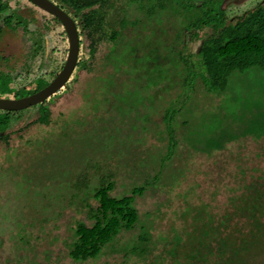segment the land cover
<instances>
[{"label":"trees","instance_id":"1","mask_svg":"<svg viewBox=\"0 0 264 264\" xmlns=\"http://www.w3.org/2000/svg\"><path fill=\"white\" fill-rule=\"evenodd\" d=\"M3 1L0 2V32L8 26L13 32L23 31L29 37L38 35L37 41L30 43L31 48H36V54L26 57L27 62L29 58L35 60L27 63L31 69L26 67L24 76L0 75V92L7 98L19 99L50 84L49 74H45L49 64V33L44 29L34 32L32 22L11 3ZM51 1L59 4L76 22L80 55L74 81L50 99L74 94L82 76L103 73L104 65L106 68L108 64L114 65L117 74L125 71L126 79L119 78L126 81V86L121 88L123 83L117 87L113 85L108 94L103 95L101 89V93L89 96H107V100L102 98L100 103L105 102L114 112L115 122L119 125L113 128L108 141L92 140L93 152L97 144H102L99 146L111 151L108 157L120 153V157L125 158L130 152L125 145L130 142L145 146L149 142L148 136L156 140L143 148L141 155L137 154L141 166L147 168L145 177L135 181L134 187L122 195L114 193L120 169H112V166L98 168L97 182L94 179L96 173L90 172L95 167L92 161H85L87 168L73 174L75 183L68 188L72 190L70 196L61 193L62 189L40 187L39 181L28 179V183L32 182L29 190L40 202L35 211L51 212L55 206L65 202L69 206L75 200L77 203V199L86 209L87 220L74 221L69 226L67 238H62L68 257L81 263L118 255L122 264H264V0L258 1L253 8L241 9V13L240 7L226 4V0H128L133 4L141 2L137 8H130L124 0ZM144 2L149 3L148 7L143 5ZM31 6L44 12L33 4ZM138 10L147 11L149 22L139 17L132 19ZM51 16L57 25L46 22V27L49 31L54 26L59 28L58 32L68 40L60 20ZM173 17H182L186 22L180 37L167 36L169 41L172 40L170 46L178 44L171 47L172 53L181 49L180 58L169 55L170 66L154 65L148 56L159 51L156 44L162 24ZM141 23H144L142 27ZM0 58L11 59L1 54ZM36 61H39L37 70ZM63 64L56 66L52 75H57ZM141 64L146 68L143 67L134 78L130 69L135 66L139 69ZM153 69L163 71L167 81L161 83L159 89L154 81L155 93H149L153 86L151 76L150 83L144 85L147 87L136 89L135 82H140L142 74L145 75L142 86L149 74L155 72ZM250 71L254 76H260L262 82L247 84L252 75ZM168 91L176 98L170 100L172 105L169 103L159 112V107L165 103L162 93ZM255 94L258 97L254 99ZM34 107L27 116H24L25 110L0 109V144L8 152L7 159L14 154L19 157V149L13 147L17 139L30 146L36 153L34 160H37L43 153L55 154L57 148L53 151L50 147L58 139L61 142L73 138L70 134L72 124L88 125L95 118L101 123L104 121L89 113L90 121L83 115L62 121L53 113L50 100ZM132 129L144 139L138 136L131 139ZM126 130L130 133L119 134ZM35 131L37 137L34 138L31 133ZM230 144L239 149L246 145L248 149L229 158L234 154ZM186 147L191 155L197 153L211 159L215 168L206 173L209 185L216 184L217 180L223 184L220 183V188L213 192L200 184L188 185L182 192L177 191L181 204L176 205L172 201L174 195L169 197L161 187L158 191L155 188L168 173L177 172L178 168L172 167L174 158L182 155L181 149ZM64 175L72 179L68 173ZM46 176L49 181L61 180L62 183L59 175ZM230 179L232 181H228ZM180 184L182 179L178 186ZM199 189H202V195L192 202ZM153 191L161 194L156 197L158 201L153 199L148 204L147 197H152ZM221 195L225 201L220 200ZM18 206L14 205L17 209L13 208L8 217L12 219L9 224L14 229L6 236H12L9 243H13L15 253L34 249V245L45 238H54V242H58L61 238L58 235L60 226L55 225L58 218H36L46 227L38 228L31 221L32 216L26 217L25 208ZM162 215L169 217L171 233L157 236L154 233L156 219ZM25 220L28 228L20 227ZM49 223L53 224L52 228ZM17 228L18 236L14 238ZM8 259L6 263L13 264H23L24 260L23 255L19 261Z\"/></svg>","mask_w":264,"mask_h":264},{"label":"rangeland","instance_id":"2","mask_svg":"<svg viewBox=\"0 0 264 264\" xmlns=\"http://www.w3.org/2000/svg\"><path fill=\"white\" fill-rule=\"evenodd\" d=\"M120 1V0H118ZM125 3L128 4L130 8H137L139 7L140 3H131L128 0H124ZM229 0L226 1V4L232 3V4H238L237 6L239 8V12L241 9H249L253 8L258 1L261 0ZM2 2V1H1ZM3 3H11V6L14 9L19 10L20 14L27 17L32 22V27L34 32H39V30H43L46 33H49L48 35V56H49V64L45 68V74L47 75L48 81L50 80V84L54 81V79L57 77V75L62 71V69L57 73V75H52L56 72V66L61 65V63H66L68 52H69V41L64 39L61 35V32L59 31V28H54L49 31V29L46 27V22L50 23L51 25H57L54 21L52 16L47 12H40L37 11L34 7L31 6V4L25 2L24 0H4ZM58 4V3H57ZM147 2H144L143 5L148 7ZM59 5V4H58ZM139 13H135V16L132 17V19L139 17L144 22H149V15L147 14L146 10H138ZM236 11V10H234ZM237 12V11H236ZM52 18V19H51ZM163 21V20H162ZM185 20L182 17H173L170 19V21L166 20V24H162V30L161 34L158 36L159 41L156 44V48L159 49V51H155L152 56H148V59L153 62L154 65H163L164 67H168L171 64V59L169 57L173 55L174 58H180L179 52L181 49L179 48L176 53H172V46H178V44L174 43L170 46V43L172 40L169 41L170 38H174L176 36L180 37L183 31V27L185 25ZM45 24V25H44ZM44 25V26H43ZM144 25V23H141V27ZM18 30V29H16ZM33 32V33H34ZM205 35V34H204ZM32 37V34L30 35ZM29 37L28 35H25L23 31H16L13 32L8 26H5V28H2L0 32V54L4 55L5 57H11V59L4 60L0 58V75L1 73L4 74L5 77H11L9 75L10 73L12 76L22 75L26 73V67L28 69H31L27 66V63L31 62V58H29L27 62V56L36 54V48H31L30 43L34 42V40L37 41L38 35L36 34L35 37ZM68 39V38H67ZM166 42H169L166 44ZM35 44V43H34ZM23 56L25 57L23 59ZM144 57V56H143ZM37 59V58H36ZM33 61V60H32ZM35 61V60H34ZM33 61V62H34ZM38 62L36 61L35 68L37 70ZM63 64V67H64ZM62 67V68H63ZM105 70L103 73L96 72L97 74H91L82 76V81H80L77 84V90L74 94H70L68 96L64 97H54L53 99H49L50 103L52 104V111L53 113L57 114L62 121L70 120L71 117H77L83 115L86 117V120L90 121V116L87 114H92L94 116L100 117L104 121L101 123L99 121H96L97 118L93 121H88V125L78 124V125H71L73 128L70 132L71 134V140L67 141H61L58 139L56 142L51 144V149L55 151L57 148V151H55V154H48V152L43 153L42 157H38L37 160L35 159L36 153L34 151H31L30 146L28 144H24L23 142H20L19 139L15 140L13 142L14 149H19V157L17 155H13L11 158L7 159V150L5 147L0 144V264H13L11 262L6 263L8 258H12L15 261H19L20 257L23 255V261L21 263L23 264H122V258L121 256L115 255L110 257H100L95 260H89L86 262H74L71 260L67 255V249L64 245L63 237L67 238V232L70 228L69 226L72 225L74 221H77V219L87 220L86 218V209L81 207V201L77 199V203L75 200V203L72 205H67V202H65L63 205H59L58 207L55 206V210L51 209V212H45L38 210L35 211L36 206L39 205V201L34 198L33 193L29 190L28 186H31L32 182H29V178L31 180L34 179V181H39L41 185L40 187H51L52 190L58 191L59 189H62L60 191L61 193H67L68 196L72 194V190L68 189L73 187V184L75 183V179L73 178V174L75 172H78L77 170L83 169V167H86L84 164L85 161H92L93 167L90 169V172L96 173L94 179L99 180V174H97V169L100 167H108L112 166L113 168L120 169L117 175L118 178V185L115 189L114 193L115 195H122L125 191H129L134 187L135 181H139L145 177V172L147 170L146 167H142L140 163V159H138L137 154L141 155V152L143 151V148H147L149 144H153L156 142L155 138L148 136L147 139L149 142H146V145H140V143L137 144V142H130L128 145H125V147H128L130 152L128 153L127 157L123 158L120 157V153L114 157H108L111 155V151H107L106 148L103 146H99L102 144H97L96 150H94V145L92 140H96L97 138L108 141L107 139H110L112 136L113 128L118 127L119 123L115 122V116L114 112L109 110V107H107V104L105 102H101L102 96L97 97H90L91 94H99L101 93V89L103 90V95L108 94V90L110 87L119 86L121 85V88L126 86V81L120 79H126L127 75H124L125 71L122 73H118L116 71V68H114V65H104ZM143 67L146 68L145 64H141L139 69L135 66L132 69H130V75L136 78V76L141 73V70ZM77 69V68H76ZM155 72H151L146 78L147 81L141 86V80H144L145 75L142 74L140 78V82L136 83V89L142 90L143 88L147 87L144 85H148L150 82H148V79L152 76L153 83L151 86V91L149 93L154 92V81L158 83L157 88L159 89L161 87V83L167 81L165 73L163 71H159L157 69H153ZM124 73V74H123ZM248 73V72H247ZM249 74H252L247 80V84L255 85L257 82H262L260 80V76H254L253 72L250 71ZM77 75V72L75 70L71 81L68 82V84L63 88V90L70 85L75 77ZM101 77V79H100ZM106 77L105 79H102ZM120 77V78H119ZM41 79L43 77H40ZM118 78V79H115ZM36 79V78H35ZM167 84V83H166ZM124 85V86H123ZM97 91H94V89H97ZM248 88V87H247ZM107 89V93L106 90ZM1 91V90H0ZM174 93H177L173 90ZM61 93V92H60ZM59 93V94H60ZM85 93V94H84ZM172 92H163V96H165V103L162 107H159V112L163 110V108L167 107V105L170 103V100L175 97V94H171ZM83 94V95H82ZM102 95V94H101ZM254 99L258 96L255 94L253 95ZM1 98H7V95H3L0 92ZM155 95L153 94L152 98H154ZM176 98V97H175ZM102 100H107V96L103 98ZM206 100H208L206 98ZM98 102V107H95V104ZM108 102V101H107ZM194 103L197 104L196 100H193ZM93 103L94 106H93ZM109 103V102H108ZM170 103V105H172ZM204 104L201 102V105ZM190 106V105H189ZM188 106V107H189ZM240 106V105H239ZM192 107V106H191ZM195 107V106H194ZM193 107V108H194ZM35 109V107H31L27 109H24L23 111L24 116H27L29 113H32V110ZM229 111V110H228ZM63 112L62 114H60ZM70 112V113H69ZM64 114V115H63ZM88 116V117H87ZM70 117V118H69ZM155 119H157L155 117ZM71 121V120H70ZM163 124V123H161ZM182 130L183 127L180 126ZM55 132H58V130H55L56 128H53ZM52 130V129H50ZM181 130V132H182ZM37 131L32 132L31 135L37 137ZM130 133L129 130H126L125 132H120V135H125V133ZM180 132V133H181ZM87 133V134H86ZM132 136L131 139H135L137 136H140V134L137 133L136 130H131ZM30 135V136H31ZM41 135V134H40ZM85 135V136H84ZM102 135V136H100ZM142 139H144L142 137ZM60 142V143H59ZM23 143V144H22ZM264 143V141H263ZM231 145V144H230ZM185 146V145H183ZM141 147V148H140ZM246 145L244 148L239 149L238 146L235 144L231 145V151H233V156L229 155V158H233L234 156L238 155L239 152L246 150ZM248 149V148H247ZM182 155H177L174 158L172 167L176 169L178 168L177 172L173 175H170L168 173V176L163 178L162 183L158 184L156 186V191H158V188L162 189V192L165 190L167 192V195L169 197H172L171 195H174V199L172 200L174 204L180 205L181 201L178 199L177 191H183L185 187H188V185H196L200 184L206 189H209L211 192L218 190L220 187V183L223 184V181L217 180V183L213 185L211 183L209 185L208 176L206 173L212 171L214 169V164L211 163V159H207L205 155L194 153L193 155L189 154L187 152V147L184 149H181L180 152ZM242 154V153H241ZM52 155V156H50ZM214 160H216L214 158ZM97 163V164H96ZM98 166V167H96ZM235 167V164H234ZM87 168V167H86ZM64 173H68L72 179L66 177ZM35 174H40L39 176H35ZM53 177L59 175L63 180L61 183V180L58 181H49L47 176ZM43 178H47L46 180ZM249 178V177H248ZM74 179V181H73ZM182 179V184L179 185V180ZM232 179V178H231ZM228 181H232V180ZM28 180V181H27ZM174 180H176L174 182ZM22 181V182H21ZM71 181V182H69ZM173 181V182H172ZM19 182H21L19 184ZM24 182V183H23ZM173 183L170 185V183ZM168 184V185H164ZM165 186V188H164ZM175 186V187H174ZM178 186V187H177ZM213 186V187H212ZM38 187V186H37ZM68 189V190H67ZM205 189V190H206ZM200 190V189H199ZM202 189L195 193V197L193 198L192 202H196V199L202 195L201 194ZM75 194V191H73ZM151 194L152 197L148 198V204L153 202V199L155 201H158L156 197H158L161 193H155ZM170 193V194H169ZM34 198V200L32 199ZM221 201H225V197L221 195L219 197ZM15 204H18V207H24V212L27 215V218H30L31 221L36 224V227L38 228H46L43 224L40 223L36 218L39 219H56L58 218V221L55 223V225H59L60 229L58 230V235L60 234L61 238H59L58 242H54V238H45L43 240H40V242L36 243L34 245V249L31 250H24L22 249L21 254H17L13 251V243L10 244L11 237H6L7 235L11 234L13 232L14 227L11 226L9 223L12 219H9L11 212L14 209H17L14 207ZM141 208L144 209V207L141 206ZM38 209V208H37ZM142 209V210H143ZM165 209V208H164ZM23 212V213H24ZM165 212H169L165 210ZM171 221L168 216H161L158 219H156V229L154 230V233L162 236L169 235L170 232V225ZM49 226L52 228L53 224L49 223ZM20 227L28 228L26 220L20 224ZM19 227V228H20ZM15 235L14 238L18 235V228L14 231ZM9 260V259H8Z\"/></svg>","mask_w":264,"mask_h":264},{"label":"water","instance_id":"3","mask_svg":"<svg viewBox=\"0 0 264 264\" xmlns=\"http://www.w3.org/2000/svg\"><path fill=\"white\" fill-rule=\"evenodd\" d=\"M2 1V0H0ZM32 2L41 10L58 18L62 23L69 41V52L66 63L62 71L57 75L54 81L41 91L28 97L19 99L0 98V109L6 111H22L45 103L55 94L60 92L71 80L80 55V35L76 22L51 0H27Z\"/></svg>","mask_w":264,"mask_h":264},{"label":"clouds","instance_id":"4","mask_svg":"<svg viewBox=\"0 0 264 264\" xmlns=\"http://www.w3.org/2000/svg\"><path fill=\"white\" fill-rule=\"evenodd\" d=\"M2 1H3V0H2ZM26 1H27V0H26ZM242 1H243V0H242ZM242 1H241V2H242ZM247 1H248V0H247ZM0 2H1V1H0ZM28 2H30V1H28ZM225 2H226V1H225ZM31 3H32V2H31ZM231 4H232V3H231ZM33 5H34V4H33ZM234 5H236V6H237L238 4H235V3H234Z\"/></svg>","mask_w":264,"mask_h":264},{"label":"flooded vegetation","instance_id":"5","mask_svg":"<svg viewBox=\"0 0 264 264\" xmlns=\"http://www.w3.org/2000/svg\"><path fill=\"white\" fill-rule=\"evenodd\" d=\"M24 1L32 5V3H31V2H28V1H26V0H24ZM226 1H229V0H226Z\"/></svg>","mask_w":264,"mask_h":264}]
</instances>
